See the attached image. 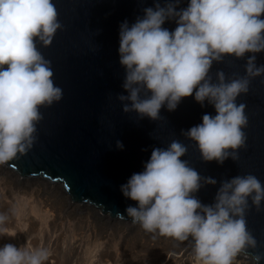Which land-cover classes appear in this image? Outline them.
Returning <instances> with one entry per match:
<instances>
[{
	"label": "clouds",
	"instance_id": "9594fccd",
	"mask_svg": "<svg viewBox=\"0 0 264 264\" xmlns=\"http://www.w3.org/2000/svg\"><path fill=\"white\" fill-rule=\"evenodd\" d=\"M154 0L142 15L119 25V64L124 69L117 99L124 113L140 119L159 120L160 110L174 111L183 98L214 108L202 122L181 132L193 141L201 159L222 165L238 159L245 145L248 118L244 103L251 78L264 75V0ZM175 21L172 30L164 27ZM62 28L54 0H0V164L31 149L41 107L62 99L54 83L51 63L39 46L51 44ZM245 59L244 75L226 78L214 63L225 58ZM116 147L123 149L121 141ZM188 146L173 139L166 147H154L143 170L121 185L125 198L136 202L125 211L133 222L150 233L177 241L191 239L200 264H234L237 257L258 242L247 227L246 213L264 205V182L247 173L220 181L211 204L195 195L204 185H216L202 177L185 157ZM251 202V203H250ZM7 215L0 212V232ZM47 247L0 245V264H45ZM254 264L264 254H252Z\"/></svg>",
	"mask_w": 264,
	"mask_h": 264
},
{
	"label": "water",
	"instance_id": "95a60500",
	"mask_svg": "<svg viewBox=\"0 0 264 264\" xmlns=\"http://www.w3.org/2000/svg\"><path fill=\"white\" fill-rule=\"evenodd\" d=\"M161 4L165 0H159ZM62 28L48 46H39L50 61L54 83L62 89V99L41 107L35 141L30 150L0 164L22 180L49 181L58 185L73 205L88 208L113 221L132 223L125 209L136 202L125 198L121 185L133 173L143 170L154 147H166L173 139L188 146L185 157L202 177H213L216 185H204L195 194L202 203L211 204L220 181L252 173L264 182V75L251 78L249 91L238 97L248 118L244 128L246 143L238 159L228 158L222 165L201 159L196 144L181 132L202 122L203 114L214 115V108L193 97L181 100L174 111L160 110L161 118L140 119L124 113L117 99L124 93V69L119 64V25L129 24L142 15L154 0H54ZM181 0L178 7H186ZM264 18V14H262ZM164 27L172 30L175 21ZM264 63V52L257 54ZM245 59L225 58L214 63L226 78L244 75ZM123 149L116 147V141ZM251 203V202H250ZM247 227L258 242L240 255L253 261L252 254H264V205L246 213ZM193 243V242H192ZM254 264V261H253ZM264 264V261H261Z\"/></svg>",
	"mask_w": 264,
	"mask_h": 264
},
{
	"label": "rangeland",
	"instance_id": "374dc122",
	"mask_svg": "<svg viewBox=\"0 0 264 264\" xmlns=\"http://www.w3.org/2000/svg\"><path fill=\"white\" fill-rule=\"evenodd\" d=\"M28 184L0 193V212L6 211L11 218L7 220L10 227L3 244L47 247L51 256L45 264H150L156 256L144 242L157 233L142 229L137 238L132 235L134 227L103 218L96 220L88 210L78 211L64 203L53 209V216H43L38 201L43 200L41 195H47ZM55 203L57 206V200ZM93 233L98 235L94 239Z\"/></svg>",
	"mask_w": 264,
	"mask_h": 264
},
{
	"label": "bare ground",
	"instance_id": "6f19581e",
	"mask_svg": "<svg viewBox=\"0 0 264 264\" xmlns=\"http://www.w3.org/2000/svg\"><path fill=\"white\" fill-rule=\"evenodd\" d=\"M28 183L32 186L34 185L35 187L34 190L37 188L36 189L37 192L42 191V193L45 192V194L47 195V196L41 195L40 198H42L43 200L38 201V210L43 216H47V215L53 216L54 214L53 209L55 207H58L61 203H64V206H68L70 208L73 207L75 209H78V211H80L79 210L80 208L81 210H86V211L88 210L89 212L92 213V217H95L96 220H100L101 218H103V219H107L108 221L109 220L113 221L108 217L101 216L99 213H96L93 210L78 206L76 204L73 205L69 200L65 198L60 187L54 183H51L49 181H46L45 183L42 182L41 180H35V179L22 180L19 177H17L15 174L11 173L8 169L0 165V186H1L0 193L5 189L9 190L18 185L27 186ZM56 200L58 202L57 206L55 203ZM52 202L55 204H52ZM2 211L4 210L2 209ZM78 211H76L75 213H78ZM3 213L7 215L6 211ZM7 217L8 219H11L8 215ZM7 220L5 221L3 227L9 229L10 225L9 223H7ZM113 222L122 225H128L129 227H134L132 235L137 238L141 236V230L143 228H141L139 223L134 225L132 223H122L118 221H113ZM7 232H0V245H3L4 243L3 238L6 237ZM97 236L98 235H95L94 233L91 234V238L93 239L94 237L96 238ZM100 238H102L101 235ZM144 243L145 246L151 248L152 251L156 252V256L152 259L150 264H200V262L196 259L194 255L193 243L191 239L186 241H177L170 237L162 236L159 234H156L155 236V234H153L152 236H149V239L146 240ZM234 264H253V261L245 255H239L236 261L234 262Z\"/></svg>",
	"mask_w": 264,
	"mask_h": 264
}]
</instances>
